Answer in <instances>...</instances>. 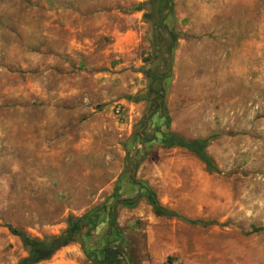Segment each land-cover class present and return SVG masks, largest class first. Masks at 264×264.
I'll return each instance as SVG.
<instances>
[{
  "label": "rangeland",
  "instance_id": "obj_1",
  "mask_svg": "<svg viewBox=\"0 0 264 264\" xmlns=\"http://www.w3.org/2000/svg\"><path fill=\"white\" fill-rule=\"evenodd\" d=\"M121 1L0 0V264L27 255L7 226L55 236L105 204L117 261L264 264V0ZM160 131L207 139L213 171ZM70 261L94 264L74 241L35 264Z\"/></svg>",
  "mask_w": 264,
  "mask_h": 264
},
{
  "label": "trees",
  "instance_id": "obj_2",
  "mask_svg": "<svg viewBox=\"0 0 264 264\" xmlns=\"http://www.w3.org/2000/svg\"><path fill=\"white\" fill-rule=\"evenodd\" d=\"M161 1L165 6L166 0ZM163 78H165V76L158 77L154 86L150 85V92L152 94L151 101L154 105L152 111L158 109L163 111ZM163 120L161 127L162 129H166L168 126V118L164 117ZM206 142L207 139H185L178 134L171 132L163 133L161 131L157 139V143L161 145L177 146L192 152L204 163L208 171H213L214 168L211 165L210 159L204 151ZM143 189L145 190L144 195L155 216H163L166 218L172 216L170 212L165 211L159 206L154 193L149 190V188L143 187ZM103 207L104 205L99 208V210L103 209ZM113 219V213L109 211L108 208L103 210L100 215L94 212H88L77 218L70 216L67 219L68 226L63 232L55 236H47L41 239L30 238L22 230L7 226L10 234L16 236L27 251V255L19 259L16 264H35L39 261L46 260L51 257L56 250L73 241L80 244L85 256L89 257L94 264H122L123 259L120 258L117 261L115 256L118 250H110L105 242H96L95 236L99 225H102L106 221L112 225ZM108 237H110L109 241L113 243L122 241L121 234L119 231H115L112 226H110ZM97 258L100 259V263Z\"/></svg>",
  "mask_w": 264,
  "mask_h": 264
},
{
  "label": "built area",
  "instance_id": "obj_3",
  "mask_svg": "<svg viewBox=\"0 0 264 264\" xmlns=\"http://www.w3.org/2000/svg\"><path fill=\"white\" fill-rule=\"evenodd\" d=\"M114 114L118 117V119L121 121V119H123V111L121 108L116 107L114 109Z\"/></svg>",
  "mask_w": 264,
  "mask_h": 264
},
{
  "label": "flooded vegetation",
  "instance_id": "obj_4",
  "mask_svg": "<svg viewBox=\"0 0 264 264\" xmlns=\"http://www.w3.org/2000/svg\"><path fill=\"white\" fill-rule=\"evenodd\" d=\"M106 208H108L109 211H111V210L113 209L112 207H108V205L106 204V205H104L103 209H101V211L106 210ZM97 260H98V262L100 263V259L97 258Z\"/></svg>",
  "mask_w": 264,
  "mask_h": 264
},
{
  "label": "water",
  "instance_id": "obj_5",
  "mask_svg": "<svg viewBox=\"0 0 264 264\" xmlns=\"http://www.w3.org/2000/svg\"><path fill=\"white\" fill-rule=\"evenodd\" d=\"M121 256H122V258H123V260H124V263H125V264H129V262H128V260H127V258H126V256H125V254H124L123 252H121Z\"/></svg>",
  "mask_w": 264,
  "mask_h": 264
},
{
  "label": "crops",
  "instance_id": "obj_6",
  "mask_svg": "<svg viewBox=\"0 0 264 264\" xmlns=\"http://www.w3.org/2000/svg\"><path fill=\"white\" fill-rule=\"evenodd\" d=\"M113 2H114V0H112ZM131 1V0H130ZM133 1V0H132ZM136 1H140V0H136ZM122 1L120 0V3H121ZM146 203H147V201H146ZM134 213V212H133Z\"/></svg>",
  "mask_w": 264,
  "mask_h": 264
},
{
  "label": "bare ground",
  "instance_id": "obj_7",
  "mask_svg": "<svg viewBox=\"0 0 264 264\" xmlns=\"http://www.w3.org/2000/svg\"><path fill=\"white\" fill-rule=\"evenodd\" d=\"M67 250V249H66ZM61 253V252H60ZM61 256V255H60ZM70 262H72V261H70ZM54 263V262H53ZM52 264V263H51ZM71 264H73V262L71 263Z\"/></svg>",
  "mask_w": 264,
  "mask_h": 264
}]
</instances>
